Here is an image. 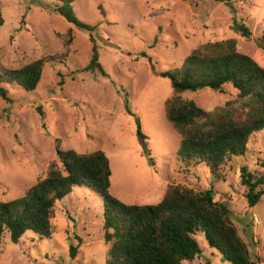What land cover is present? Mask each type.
I'll list each match as a JSON object with an SVG mask.
<instances>
[{
    "label": "rangeland",
    "instance_id": "374dc122",
    "mask_svg": "<svg viewBox=\"0 0 264 264\" xmlns=\"http://www.w3.org/2000/svg\"><path fill=\"white\" fill-rule=\"evenodd\" d=\"M57 0H0V66L16 68L55 54L44 65L34 90L4 82L9 100L0 96V200L24 195L43 178L62 149L103 150L111 170L109 193L127 204H154L167 186L182 183L195 190L213 189L224 201L252 258L264 264V196L250 207L239 169L264 172V131L251 135L243 156L233 157L213 176L202 166L186 171L179 160V134L164 115L172 94L167 78L156 73L179 65L199 44L234 37L237 49L264 68V49L256 46L264 27V0H75L76 18L92 28L80 29L55 12ZM251 31L246 39L231 29L232 19ZM68 29L72 38L65 44ZM202 88L181 93L211 110L233 99ZM138 118L141 140L136 133ZM102 199L85 186H74L56 201L52 233L26 231L17 243L5 232L0 264H105ZM202 253L184 264H228L196 234ZM76 245L74 258L70 245ZM258 261V260H257Z\"/></svg>",
    "mask_w": 264,
    "mask_h": 264
},
{
    "label": "trees",
    "instance_id": "16d2710c",
    "mask_svg": "<svg viewBox=\"0 0 264 264\" xmlns=\"http://www.w3.org/2000/svg\"><path fill=\"white\" fill-rule=\"evenodd\" d=\"M54 10L74 26L91 30L78 20L71 9L75 0H57ZM4 20L0 10V27ZM231 29L251 39L249 27L233 17ZM72 38L68 29L65 44ZM234 37L207 41L192 49L173 68L156 73L167 78L172 94L164 101V115L179 134L177 160L188 171L205 167L213 176L233 157L243 156L251 135L264 131V68L251 56L237 49ZM264 49V27L255 40ZM48 54L16 68L0 66V96L9 100L4 82H15L24 90H34L46 63L58 62ZM229 85L236 91L233 99L211 110L199 107L181 93L210 88L223 92ZM136 133L141 140L138 118ZM55 138V154L60 167L51 163L46 175L30 186L24 195L0 200V241L5 232L17 243L28 230L39 237L52 233V218L57 200L67 196L72 187L85 186L102 199L103 238L108 246L105 264H184L202 253L195 235L202 233L210 248L228 264H260L252 258L247 243L239 235L224 201L215 200L213 189L195 190L182 183L167 184L161 199L154 204H127L109 193L111 170L103 150L77 152L62 149ZM264 165V161L261 163ZM240 184L250 207L264 196V172L260 175L239 169ZM77 246L71 244L69 255L75 257ZM258 260V261H257Z\"/></svg>",
    "mask_w": 264,
    "mask_h": 264
}]
</instances>
